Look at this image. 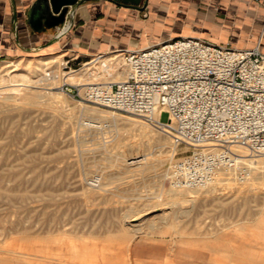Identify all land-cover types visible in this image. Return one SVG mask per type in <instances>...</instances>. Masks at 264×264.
<instances>
[{"label": "rangeland", "instance_id": "374dc122", "mask_svg": "<svg viewBox=\"0 0 264 264\" xmlns=\"http://www.w3.org/2000/svg\"><path fill=\"white\" fill-rule=\"evenodd\" d=\"M48 41L0 59V264H264V178L255 168L264 169V153L250 157L253 173L245 183L217 184L214 192L201 188L175 203L166 193L158 201L137 197L141 190H158L149 175H128L89 190L87 182L108 172L123 142L146 145L125 150L119 169L151 157L159 143L168 176L170 162L186 149L173 148L166 134L140 116L61 90L65 82L81 88L119 80L120 60L98 74L82 72L98 56L120 50L81 57L46 46ZM57 55L35 76L38 59ZM18 73L39 81L32 88L11 85L8 74ZM33 90L34 101H26ZM86 107L114 117L97 120ZM167 116L162 112L160 119Z\"/></svg>", "mask_w": 264, "mask_h": 264}, {"label": "built area", "instance_id": "2783aa9c", "mask_svg": "<svg viewBox=\"0 0 264 264\" xmlns=\"http://www.w3.org/2000/svg\"><path fill=\"white\" fill-rule=\"evenodd\" d=\"M120 1V0H116ZM123 78L61 90L80 100L142 117L185 152L169 165L175 188L201 189L222 171L239 183L250 157L264 153V51L197 36L123 49ZM68 61L66 62V64ZM167 120L160 119L161 113ZM89 182L97 186L98 177Z\"/></svg>", "mask_w": 264, "mask_h": 264}, {"label": "crops", "instance_id": "0c3cea01", "mask_svg": "<svg viewBox=\"0 0 264 264\" xmlns=\"http://www.w3.org/2000/svg\"><path fill=\"white\" fill-rule=\"evenodd\" d=\"M34 2L0 0V59L55 33L29 26L27 13ZM183 35L240 48L259 43L264 51V0H148L143 11L87 0L76 8L70 30L50 47L87 57Z\"/></svg>", "mask_w": 264, "mask_h": 264}, {"label": "bare ground", "instance_id": "6f19581e", "mask_svg": "<svg viewBox=\"0 0 264 264\" xmlns=\"http://www.w3.org/2000/svg\"><path fill=\"white\" fill-rule=\"evenodd\" d=\"M121 52V51H120ZM120 55V56H119ZM60 55L57 56H47V57H42L40 59H38L39 61V66H37L34 70L35 71V76L40 75L46 68L47 65H49L52 62H57L59 60ZM119 57V58H118ZM116 60H120V64L123 61V56H122V52L119 54H111L108 56L105 55H101L98 56V58L93 59L92 63H86L90 64L87 65L85 67V69L83 70L82 74L88 73L89 71L92 72L93 74H98L101 73L106 67H107V63H111L113 64L114 61ZM37 61V60H36ZM28 62V61H27ZM116 63V62H115ZM15 66V65H14ZM13 66V67H14ZM17 66V65H16ZM26 66V65H25ZM36 66V65H35ZM14 67L12 70H16ZM28 68V67H27ZM74 71V70H73ZM109 70H106V72H108ZM76 72V71H75ZM59 73V72H58ZM82 74H79L80 79L82 78ZM10 76V81L12 82L11 85H22V86H26V87H33L35 86V84L38 83V79H33L31 76L28 75H24V74H8V77ZM19 76V77H18ZM96 76V75H95ZM63 78V77H61ZM78 78V80H79ZM123 75L121 72V76L119 78L122 79ZM88 79V78H87ZM118 79V78H117ZM116 80V79H115ZM64 81V80H63ZM30 90V89H29ZM32 90V89H31ZM35 90V89H34ZM33 90V91H34ZM12 91V90H11ZM38 92V91H37ZM37 92L34 91H28L27 94L29 95V97L27 96L25 99L28 102H33L34 100L31 99L32 97H34V95L37 94ZM45 93V92H44ZM43 93V94H44ZM14 96V95H13ZM8 97V96H7ZM19 98V97H18ZM4 99V98H2ZM9 99V98H8ZM24 99V100H25ZM14 100V99H13ZM5 101V100H4ZM11 102V101H10ZM6 103V102H5ZM9 103V102H8ZM16 107V106H15ZM85 111L88 112L91 115H94L95 118L97 120H100L102 118L105 117H114V114L112 113V111H106L104 109H98L95 107H86ZM6 112V111H5ZM76 120V119H75ZM94 121V120H93ZM92 121V122H93ZM90 122V121H89ZM99 122V121H98ZM146 122V121H145ZM96 123V122H95ZM91 124V122L89 123ZM85 125V124H84ZM102 125V124H100ZM81 126H83V123H81ZM86 126V125H85ZM91 126H96L93 123L91 124ZM101 127V126H100ZM141 129V127H138ZM147 128V127H146ZM81 130V129H80ZM156 130V129H155ZM147 131V130H146ZM144 130L145 133H148V131L146 132ZM152 133V132H151ZM153 136V135H152ZM139 138V137H138ZM96 139V138H95ZM132 139V138H130ZM126 141V140H125ZM159 141V140H158ZM146 144L145 142L141 141V140H137V139H133L130 141H126L123 142L122 144H119V147L117 148V151H115L116 156L115 158L112 160V163L109 164L108 162V172L107 173H101L99 174L100 176L98 177V183L97 186H100V188H102V186L105 183H112L115 181V179H120L130 175H140L141 177H146V176H154L155 178V183L157 184L158 190L157 191H151L149 189L144 190L141 192H139V195H137L138 198L140 199H144L146 202H149L151 199H153V201H158L161 198L165 197L164 194L166 193L168 198L175 203L177 200H179L180 198H182L181 196H185L190 192H195V190L200 191V189H189V188H175L171 182H170V178L168 176V173H166L165 170L162 169V166L164 165V159L161 156V153L163 150H161V146L159 143H157L155 145L156 149L154 150V152L152 153L151 157L145 156L139 159H132L129 162V166L124 167L123 169H119L120 168V160H122L123 158V153L125 150H138L141 147H144ZM148 145V144H147ZM162 145V144H161ZM150 148V147H149ZM171 148V147H170ZM173 148H175V146H173ZM19 149V148H18ZM166 150V149H165ZM167 151V150H166ZM173 151V150H172ZM130 152V151H129ZM70 153V152H69ZM114 153V154H115ZM45 154V153H44ZM172 154V153H171ZM146 155V154H145ZM42 156V155H41ZM114 156V155H113ZM139 156V155H138ZM8 157V156H7ZM40 157V156H39ZM46 158V157H45ZM6 161V160H5ZM17 161V160H16ZM248 161H253L252 158H249ZM255 161V160H254ZM257 161V160H256ZM6 163V162H5ZM257 163H259L257 161ZM26 164V163H25ZM104 164V163H103ZM101 165V164H100ZM105 165V164H104ZM260 165V164H259ZM258 164L255 165L256 169H259L258 173L260 174V176H262V178H264V169H261V167ZM264 166V165H263ZM107 167V166H106ZM264 168V167H263ZM253 173V172H252ZM16 177V176H15ZM19 177V176H18ZM82 177V176H81ZM140 177V178H141ZM258 177V176H257ZM7 178V177H6ZM14 179V178H13ZM34 179V178H33ZM86 180V179H85ZM122 180V179H120ZM35 182V181H34ZM232 182H236L235 178L233 177V175H231L229 172L226 171H222L218 174V176L216 177V179L208 184L206 187H204V190H208L210 192H214L216 191V185L217 184H222V185H229ZM262 182V181H261ZM16 183V182H15ZM148 183V182H147ZM166 183H168L167 186V190H165L166 188H164V186H166ZM237 183V182H236ZM87 184L91 187H89V190H91L92 187V183L91 182H87ZM114 184V183H113ZM239 184V183H238ZM87 187V188H88ZM226 187V186H225ZM94 189V188H93ZM98 189V188H97ZM152 189V188H150ZM95 190V189H94ZM101 190V189H99ZM106 190V189H105ZM85 194V193H84ZM205 194V193H204ZM206 196V195H205ZM9 197V196H8ZM135 197V198H137ZM167 199V198H166ZM136 200V199H135ZM163 200V199H162ZM168 200V199H167ZM166 200V203H167ZM162 202V201H161ZM178 203V202H177ZM182 203V202H181ZM137 204V203H136ZM164 204V203H163ZM204 204V203H203ZM132 205V204H131ZM171 205V204H170ZM175 205V204H173ZM264 205V204H263ZM184 209V208H183ZM192 209V208H191ZM182 211V210H181ZM183 212V211H182ZM187 216V215H186ZM260 216V215H259ZM175 217V216H174ZM184 217V216H183ZM163 218V217H162ZM178 218V217H177ZM247 222V221H246ZM168 223V222H167ZM243 224V223H242ZM257 227V226H256ZM134 229V228H133ZM138 229L136 228V231ZM135 231V230H134ZM258 233V232H257Z\"/></svg>", "mask_w": 264, "mask_h": 264}, {"label": "water", "instance_id": "95a60500", "mask_svg": "<svg viewBox=\"0 0 264 264\" xmlns=\"http://www.w3.org/2000/svg\"><path fill=\"white\" fill-rule=\"evenodd\" d=\"M87 0H35L27 13V22L35 32L46 29L55 31L45 44L51 45L60 40L71 28L76 8ZM118 6L143 11L148 0H107ZM142 3V4H141ZM39 48H32L38 50Z\"/></svg>", "mask_w": 264, "mask_h": 264}]
</instances>
